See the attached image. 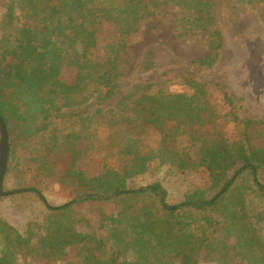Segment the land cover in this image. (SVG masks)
I'll return each mask as SVG.
<instances>
[{"label": "trees", "instance_id": "trees-1", "mask_svg": "<svg viewBox=\"0 0 264 264\" xmlns=\"http://www.w3.org/2000/svg\"><path fill=\"white\" fill-rule=\"evenodd\" d=\"M237 2L250 5L264 0ZM3 4L0 117L8 132L3 184L14 168L16 147L26 148L49 132L51 150L69 152L72 162L65 177L74 179L82 193L61 207H50L40 191L21 188L17 195L33 194L46 209L45 236L33 246L30 234L0 221V264H18L19 258L27 256L48 264H199L202 255L213 264H264V207L250 197L251 193L264 197L258 178L264 171V146L253 141V133L264 129V121L242 120V137L234 143L222 136L216 141L203 139L196 160L168 146L165 137L175 136L172 131L163 135L156 149L146 150L138 135L146 125L162 131L172 121L178 130L215 123L219 116L203 100L204 84L193 78H187L191 95L152 94L147 92L149 85H135L114 107L103 110L100 106L93 115L107 111L109 125L123 130L118 148L122 166L104 165L93 177L74 168L82 152L75 148L78 131L64 136L63 147L55 128L51 129L53 119L63 116L62 110L91 99L101 105L114 95L127 38L157 8L172 6L184 13L180 20L185 33L206 31L214 24V0H4ZM102 21L113 23L120 39L106 46V59L98 63L92 60L91 50ZM209 38H213L209 44L214 52L222 47L217 29L211 30ZM262 49L259 44L249 45L251 68ZM143 56V68L153 66L149 54ZM216 58L215 52L194 64L209 67ZM62 66L76 69L73 84L59 79ZM222 100L230 111L220 116L237 122L239 99L224 91ZM69 117L79 120L81 130L90 127L89 115ZM152 162L180 173L205 172L210 187L188 192L177 204L167 202V190L158 181L128 188L127 180L148 171ZM246 176H251L255 190L243 182ZM209 191L214 192L209 195ZM85 209H92L93 216L83 214ZM76 222L87 230L79 231Z\"/></svg>", "mask_w": 264, "mask_h": 264}, {"label": "rangeland", "instance_id": "rangeland-1", "mask_svg": "<svg viewBox=\"0 0 264 264\" xmlns=\"http://www.w3.org/2000/svg\"><path fill=\"white\" fill-rule=\"evenodd\" d=\"M3 3L4 0H0V16L4 12ZM213 12L214 24L211 30L219 31L222 47L215 51L217 58L211 66L194 64L215 53L209 44L213 39L209 38L211 30H193L185 33L180 20L184 13L172 6L159 7L155 15L139 23L136 34L127 38V49L119 66V85L114 95L101 105L91 99L80 106L62 110L63 116L53 119L51 129L55 128L60 145L63 144L66 134L78 131L80 138L77 139L75 148L82 152L74 168L81 170L87 177H93L101 172L104 165L122 166L123 160L118 149L122 126L109 125L111 114L107 111L93 115L100 106L103 110L114 107L135 85H149L147 92L152 94L163 92L191 95L193 90L187 84V78H193L199 84H204L206 94L203 100L219 116L215 123L185 129L180 127L178 130L176 123L172 121L167 122L162 131L146 125L138 131L146 150L156 149L163 135L172 131L176 133L175 136L170 133L165 137L168 146L176 152L187 153L196 160L203 139L216 141L222 136L229 143H234L242 137V120L264 121V2L240 5L237 0H214ZM119 39L115 25L102 21L98 25L96 46L91 50L92 60L103 63L107 55L106 46L117 44ZM253 43L263 46V49L258 62L251 68L253 63L249 61L248 48ZM148 54L147 57H151L153 66L146 69L143 68V55ZM75 78V68L61 67V81L73 84ZM224 91L241 102L235 111L239 118L237 122L231 121L230 117L220 116L230 111L222 100ZM120 110V107H117L116 113ZM74 113L89 115L90 127L81 130L79 120L69 117ZM253 136L255 143L264 146V129H261L259 134L254 132ZM50 141L51 134L48 132L42 137L34 138L26 148L16 147L12 164L14 168L3 184V192L6 195L0 199V221L22 234H30L33 246L45 236V219L48 213L33 194L17 195L20 189L32 188L40 191L50 207H61L82 193L72 181L74 179L65 177L72 162L69 152L61 149L52 151ZM90 146L91 149L88 148ZM258 178L264 185V171L259 172ZM156 181L167 190L169 204L181 202L185 194L195 189L210 187V178L205 172L180 173L176 169H169L168 165L159 166L156 162H152L145 173L128 179L126 185L130 189H138ZM243 182L255 190L251 176H246ZM213 192L209 191L208 194ZM250 197L258 203V207H264V197L253 193ZM92 211L85 209L82 213L92 217ZM76 212L80 213L79 210ZM73 216L77 221L79 217L75 212ZM75 225L79 231L87 230L81 223L76 222ZM18 264L48 263L40 258L27 256L19 258ZM199 264L213 263L205 262L202 255Z\"/></svg>", "mask_w": 264, "mask_h": 264}, {"label": "water", "instance_id": "water-1", "mask_svg": "<svg viewBox=\"0 0 264 264\" xmlns=\"http://www.w3.org/2000/svg\"><path fill=\"white\" fill-rule=\"evenodd\" d=\"M8 161V132L4 120L0 117V198L6 194L3 192V179Z\"/></svg>", "mask_w": 264, "mask_h": 264}]
</instances>
